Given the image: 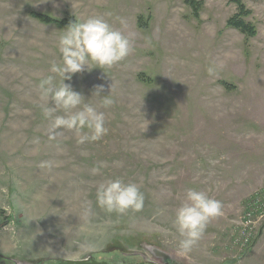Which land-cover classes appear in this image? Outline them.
Wrapping results in <instances>:
<instances>
[{"label":"rangeland","instance_id":"1","mask_svg":"<svg viewBox=\"0 0 264 264\" xmlns=\"http://www.w3.org/2000/svg\"><path fill=\"white\" fill-rule=\"evenodd\" d=\"M241 1L254 36L227 26L233 0H196L197 15L190 0H0V257L48 264L129 254L161 264L158 249L168 264H186L175 253L173 220L192 188L219 200L222 211L191 264H264V0ZM32 13L71 22L105 15L131 34L123 61L65 81L93 105L94 86H105L101 95L111 86L115 102L102 109L108 131L100 140L78 144L68 130L48 138L37 84L59 62L65 26ZM211 63L222 65L214 75ZM45 161L54 166L41 167ZM118 178L139 185L141 211L96 205L97 186ZM85 201L94 214L81 229Z\"/></svg>","mask_w":264,"mask_h":264},{"label":"clouds","instance_id":"2","mask_svg":"<svg viewBox=\"0 0 264 264\" xmlns=\"http://www.w3.org/2000/svg\"><path fill=\"white\" fill-rule=\"evenodd\" d=\"M117 20L122 27H126L123 18L117 17ZM57 47L59 62L53 60L49 74L41 76L37 84L41 98L46 101L41 108L44 117L50 121L48 138L56 140L63 135V130H68L75 134L78 144L98 141L108 131L105 126L106 113L102 109L110 108L115 102L111 96V86L106 95H101L105 89L103 84L94 86L92 96L98 97L99 103L93 105L85 102L84 95L65 81L93 67L98 66L104 70L123 61L132 51V36L125 34L122 28L114 27L105 15L93 14L65 26L58 35ZM221 67L211 63L207 72L214 75ZM57 77L60 78L58 83ZM53 166L51 161L41 164V167L49 169ZM99 172L100 167L92 169L93 175ZM95 200L96 205L108 213L123 214L128 210L139 212L144 206V195L139 185L119 178L100 183L96 188ZM221 211V202L210 197L207 192L192 188L186 191L183 201L175 210L173 220L178 234L175 253L186 264H191L190 253L202 238L207 224L221 215ZM93 214L91 203L85 201L79 215V220L83 222L81 229L89 223ZM81 247L87 252L94 249V245L89 243Z\"/></svg>","mask_w":264,"mask_h":264},{"label":"trees","instance_id":"3","mask_svg":"<svg viewBox=\"0 0 264 264\" xmlns=\"http://www.w3.org/2000/svg\"><path fill=\"white\" fill-rule=\"evenodd\" d=\"M233 2L236 4L237 13H235L233 16H231L227 20L226 22L227 26L235 28L247 36H254L256 34L255 26L251 24L250 22L245 21L244 19V17L247 16V14L250 12L245 9V6L241 0H233ZM190 3H191L193 13L197 15L198 7H197L196 0H190ZM32 15L33 17H35L36 19H38L39 21L43 23H54L59 26H67L71 22L70 19L57 20V19L50 18L49 16L45 14H41V13H32ZM52 262L54 261L53 260L48 261L47 263L50 264Z\"/></svg>","mask_w":264,"mask_h":264},{"label":"water","instance_id":"4","mask_svg":"<svg viewBox=\"0 0 264 264\" xmlns=\"http://www.w3.org/2000/svg\"><path fill=\"white\" fill-rule=\"evenodd\" d=\"M264 228V224L262 226V229ZM261 232V231H260ZM154 256L156 258H160L162 260H164L166 262V264H168V259H170V256L162 251V250H158L155 249L152 251ZM126 256H128L129 254H124ZM150 259H145L143 258L141 261L138 262H129V263H115V262H110V260H106V259H102V258H95L92 255H88L82 259H62V260H57L54 261L50 264H156L153 260H150L151 262H149ZM14 264H18V263H14ZM22 264H44V261H40V262H28V263H22Z\"/></svg>","mask_w":264,"mask_h":264},{"label":"flooded vegetation","instance_id":"5","mask_svg":"<svg viewBox=\"0 0 264 264\" xmlns=\"http://www.w3.org/2000/svg\"><path fill=\"white\" fill-rule=\"evenodd\" d=\"M129 258V260H110V262H115V263H129V262H138L141 261L142 259H131V256H127ZM0 264H10L7 262V259L0 257ZM161 264H166V262L163 260Z\"/></svg>","mask_w":264,"mask_h":264}]
</instances>
